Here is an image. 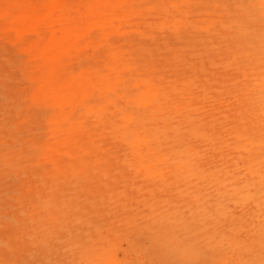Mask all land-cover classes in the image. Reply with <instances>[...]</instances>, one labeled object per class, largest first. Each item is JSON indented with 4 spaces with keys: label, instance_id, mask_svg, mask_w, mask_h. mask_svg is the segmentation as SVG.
Returning <instances> with one entry per match:
<instances>
[{
    "label": "rangeland",
    "instance_id": "374dc122",
    "mask_svg": "<svg viewBox=\"0 0 264 264\" xmlns=\"http://www.w3.org/2000/svg\"><path fill=\"white\" fill-rule=\"evenodd\" d=\"M263 20L0 0V264H264Z\"/></svg>",
    "mask_w": 264,
    "mask_h": 264
},
{
    "label": "bare ground",
    "instance_id": "6f19581e",
    "mask_svg": "<svg viewBox=\"0 0 264 264\" xmlns=\"http://www.w3.org/2000/svg\"><path fill=\"white\" fill-rule=\"evenodd\" d=\"M182 2H184V1H182ZM225 3H227V2H225ZM176 4V3H175ZM257 4V3H256ZM188 5V4H187ZM229 5V4H228ZM259 6H261V5H259ZM185 7V6H184ZM262 7V6H261ZM245 8L247 9V7L245 6ZM248 8H250V7H248ZM253 8V7H252ZM258 8V7H257ZM263 8V7H262ZM161 9H163V8H161ZM216 9V8H215ZM244 9V8H243ZM243 9H242V11H243ZM248 10V9H247ZM249 10H251V9H249ZM252 10H254V8L252 9ZM256 10V9H255ZM259 10H260V7H259ZM229 11V10H228ZM257 11V10H256ZM248 12V11H247ZM259 12V11H258ZM160 13V12H159ZM254 13V12H253ZM161 14V13H160ZM182 14V13H181ZM248 14H250V16H251V13H250V11H249V13ZM247 14V15H248ZM210 15V14H209ZM242 15V14H241ZM237 16V15H236ZM249 16V15H248ZM253 16V15H252ZM222 17V16H221ZM235 17V16H234ZM239 17V16H238ZM261 17H263V16H261ZM240 18V17H239ZM254 18V17H253ZM235 19V18H234ZM237 19V18H236ZM235 19V20H236ZM182 21V20H181ZM240 21V20H239ZM254 21V20H253ZM253 21H251V22H253ZM161 22V21H160ZM179 22V21H178ZM261 22V21H260ZM263 22H264V20H263ZM169 23V22H168ZM188 23V22H187ZM241 23V22H240ZM161 24V23H160ZM179 24V23H178ZM264 24V23H263ZM170 25V24H169ZM242 25V24H241ZM254 25V24H253ZM246 26H247V24H246ZM249 26V25H248ZM257 26V25H256ZM261 26V25H260ZM242 27V26H241ZM258 27V26H257ZM248 28H250V27H248ZM253 28V27H252ZM193 29V28H192ZM209 29V28H208ZM239 29V28H238ZM258 29H259V27H258ZM236 32V31H235ZM252 33V32H251ZM234 34V33H233ZM255 34H257V33H255ZM245 35V34H244ZM254 35V34H253ZM231 36V35H230ZM246 36H247V34H246ZM260 36V35H259ZM262 36V35H261ZM232 38V37H231ZM235 38V37H234ZM243 38V37H242ZM241 38V39H242ZM264 38V37H263ZM238 40V39H237ZM236 40V41H237ZM257 40H258V37H257ZM262 39H260V41H261ZM194 43V42H193ZM198 44V43H197ZM261 44V43H260ZM252 45H254V44H252ZM260 46H262V44L260 45ZM263 47V46H262ZM251 48V47H250ZM252 48H254L253 46H252ZM257 48V47H256ZM228 49V48H227ZM260 49V48H259ZM262 49V48H261ZM211 50V49H210ZM260 52V51H259ZM249 55H251V54H249ZM259 56V55H258ZM262 57V56H261ZM236 58V57H235ZM246 59V58H245ZM260 59V58H259ZM263 61V60H262ZM259 63V62H258ZM256 66V65H255ZM259 66V65H258ZM260 66H261V64H260ZM263 68V67H262ZM254 69V68H253ZM260 69V68H259ZM259 73V72H258ZM260 73H263V72H260ZM263 75V74H262ZM261 80V79H260ZM259 80V81H260ZM251 83V82H250ZM261 83V82H260ZM263 84V83H262ZM261 84V85H262ZM255 86V85H254ZM253 86V87H254ZM260 86V85H259ZM261 88V87H260ZM263 91V90H262ZM260 92H261V90H260ZM264 92V91H263ZM264 97V96H263ZM263 97H261L262 99H264ZM261 99V100H262ZM263 101V100H262ZM261 103V101L258 103V104H260ZM264 104V103H263ZM261 106V105H260ZM253 107V106H252ZM261 108V107H260ZM255 111V110H254ZM246 142V141H245ZM260 145V144H259ZM252 146V145H251ZM254 146V145H253ZM257 146V145H256ZM134 148V147H133ZM251 148V147H250ZM136 154V153H135ZM254 164V163H253ZM252 165V164H251ZM253 166V165H252ZM254 166H256V163H255V165ZM260 167V166H259ZM252 168V167H251ZM257 168V167H256ZM255 169V168H254ZM253 171V170H252ZM251 171V172H252ZM261 172V171H260ZM258 176V175H257Z\"/></svg>",
    "mask_w": 264,
    "mask_h": 264
}]
</instances>
